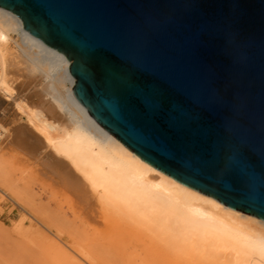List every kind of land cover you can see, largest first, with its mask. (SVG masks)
Wrapping results in <instances>:
<instances>
[{
    "label": "water",
    "instance_id": "1",
    "mask_svg": "<svg viewBox=\"0 0 264 264\" xmlns=\"http://www.w3.org/2000/svg\"><path fill=\"white\" fill-rule=\"evenodd\" d=\"M76 104L152 169L264 223V0H0Z\"/></svg>",
    "mask_w": 264,
    "mask_h": 264
},
{
    "label": "bare ground",
    "instance_id": "2",
    "mask_svg": "<svg viewBox=\"0 0 264 264\" xmlns=\"http://www.w3.org/2000/svg\"><path fill=\"white\" fill-rule=\"evenodd\" d=\"M68 65L0 9V97L14 109L12 121L0 122V186L15 195L28 182L25 170L13 167L20 159L7 157L18 145L39 154L42 169L57 178L54 261L264 264V223L180 185L99 129L71 96ZM64 206L101 252L78 237L63 241Z\"/></svg>",
    "mask_w": 264,
    "mask_h": 264
},
{
    "label": "rangeland",
    "instance_id": "3",
    "mask_svg": "<svg viewBox=\"0 0 264 264\" xmlns=\"http://www.w3.org/2000/svg\"><path fill=\"white\" fill-rule=\"evenodd\" d=\"M13 118L12 103L0 97V122L8 124ZM11 153L8 159H20L13 160V167L23 168L28 182L24 187L18 185L15 195L0 186V264H60V259L57 263L54 261L59 253L51 241L54 229L50 226L61 212L60 199H55L52 189L58 180L42 169L39 154L30 156L27 148L20 145L14 146ZM63 209L67 214L58 222L63 230V241L71 244L72 237H78L83 245L92 244L88 247L101 252L97 243L89 242L90 233L81 232L83 224L75 211L69 206ZM21 222L22 230L18 227ZM61 245L67 248L62 242ZM106 263L120 264L114 259H107Z\"/></svg>",
    "mask_w": 264,
    "mask_h": 264
}]
</instances>
